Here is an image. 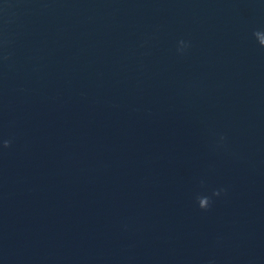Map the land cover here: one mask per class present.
Instances as JSON below:
<instances>
[{
	"label": "water",
	"instance_id": "95a60500",
	"mask_svg": "<svg viewBox=\"0 0 264 264\" xmlns=\"http://www.w3.org/2000/svg\"><path fill=\"white\" fill-rule=\"evenodd\" d=\"M257 29L264 0H0V264H264Z\"/></svg>",
	"mask_w": 264,
	"mask_h": 264
},
{
	"label": "clouds",
	"instance_id": "9594fccd",
	"mask_svg": "<svg viewBox=\"0 0 264 264\" xmlns=\"http://www.w3.org/2000/svg\"><path fill=\"white\" fill-rule=\"evenodd\" d=\"M252 35L255 38V40L258 43V45L261 48H264V29L254 30ZM5 43H7V42H5ZM190 47H191V42L190 41H186L184 39H180L178 41V46H177L176 51H177L178 54L183 55V54H185V52ZM3 59L7 60L8 59V55L5 54L3 56ZM225 139L226 138L223 135H221L219 137V142L222 143ZM11 144H12V140L11 139L0 138V148H9L11 146ZM201 183H203V181H201ZM225 191H226V189L220 188V189H213L211 194L198 193L195 196V200H196V202L198 204V207L200 209H203V210H208L212 206L213 198L220 196L221 193L225 192Z\"/></svg>",
	"mask_w": 264,
	"mask_h": 264
}]
</instances>
